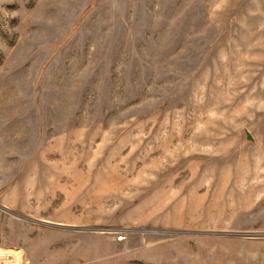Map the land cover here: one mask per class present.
Wrapping results in <instances>:
<instances>
[{"label": "rangeland", "instance_id": "374dc122", "mask_svg": "<svg viewBox=\"0 0 264 264\" xmlns=\"http://www.w3.org/2000/svg\"><path fill=\"white\" fill-rule=\"evenodd\" d=\"M0 249L264 264V0H0Z\"/></svg>", "mask_w": 264, "mask_h": 264}, {"label": "built area", "instance_id": "2783aa9c", "mask_svg": "<svg viewBox=\"0 0 264 264\" xmlns=\"http://www.w3.org/2000/svg\"><path fill=\"white\" fill-rule=\"evenodd\" d=\"M0 264H21V254L13 249H0Z\"/></svg>", "mask_w": 264, "mask_h": 264}]
</instances>
